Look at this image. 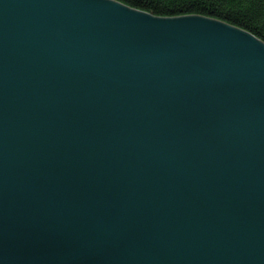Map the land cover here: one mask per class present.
Listing matches in <instances>:
<instances>
[{"label": "water", "instance_id": "water-1", "mask_svg": "<svg viewBox=\"0 0 264 264\" xmlns=\"http://www.w3.org/2000/svg\"><path fill=\"white\" fill-rule=\"evenodd\" d=\"M0 264H264V40L0 0Z\"/></svg>", "mask_w": 264, "mask_h": 264}, {"label": "trees", "instance_id": "trees-1", "mask_svg": "<svg viewBox=\"0 0 264 264\" xmlns=\"http://www.w3.org/2000/svg\"><path fill=\"white\" fill-rule=\"evenodd\" d=\"M159 16L202 14L244 28L264 40V0H119Z\"/></svg>", "mask_w": 264, "mask_h": 264}]
</instances>
